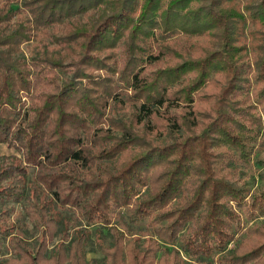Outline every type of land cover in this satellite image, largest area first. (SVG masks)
I'll return each mask as SVG.
<instances>
[{
	"label": "trees",
	"instance_id": "16d2710c",
	"mask_svg": "<svg viewBox=\"0 0 264 264\" xmlns=\"http://www.w3.org/2000/svg\"><path fill=\"white\" fill-rule=\"evenodd\" d=\"M263 102L264 0H0V264H264Z\"/></svg>",
	"mask_w": 264,
	"mask_h": 264
},
{
	"label": "rangeland",
	"instance_id": "374dc122",
	"mask_svg": "<svg viewBox=\"0 0 264 264\" xmlns=\"http://www.w3.org/2000/svg\"><path fill=\"white\" fill-rule=\"evenodd\" d=\"M92 16V10H89L88 12L81 14L78 19H74L77 20V22L79 24H85ZM65 29H68V27L64 26H60L58 27V25H56V27L50 28L49 30L52 32H55L56 34H60L62 32H64ZM179 38L176 40L177 42H184L185 40V36L184 35H179ZM192 39H196V37H192ZM200 41H202V38H200ZM121 45H118L115 49H114V55L117 58L118 61V65L120 66L123 62V54H122V50H121ZM22 49L24 50V52L26 54L29 53V47L27 46V44H23L22 45ZM175 58L172 57L171 55L164 57L163 60H157L154 61L150 64H148V70L158 67V66H162V65H167L168 62H174ZM259 86V84H254L252 87V90H256L257 87ZM210 89L207 87L204 88H200L196 93H195V97H196V102L194 104V107L196 110H200L202 108H204L206 106V98L205 97L206 94ZM181 110L180 108L177 109ZM257 112L260 113L261 117L264 119V102L260 103L257 105L256 107ZM132 112V106H131V102H127L125 104V106L122 107V109H119L118 113H114V116H119L121 114H124L126 116L130 115V113ZM179 112V111H178ZM264 127V125H263ZM0 153L3 154V156H15L16 152L13 148H9L7 147L5 144H0ZM260 160V161H259ZM241 173L240 169H238L236 171V173L234 172L233 176L230 178H234L236 179L237 183H243L245 182L246 185L252 190V189H264V148L258 150L253 157V160L251 161V163H249V165L241 168ZM2 205L5 206H15L16 211H21L22 210V205L20 203H13V202H4L3 204L0 203V207ZM234 208H236L238 210V213L240 214L241 217V222H243V226H242V230L240 231V233L237 235L235 242L238 241V243L242 246V247H247L248 245H250L249 243H251L254 238H255V234H256V230L254 229L255 226H262L264 224V215L261 217H256V218H252L249 219L248 216L246 215V210L244 208H240L238 206H234ZM240 210V211H239ZM13 221V215L10 216V218L8 219V222L11 223ZM28 229H31V224L28 223L27 219L26 222L24 223ZM141 226H146V222H142L140 224ZM250 232V233H249ZM25 236H29L28 233H24ZM6 238L4 239V237L0 234V243H1V249H0V256H6L9 254V251L6 248ZM95 241L93 239V243H90L89 248L94 247L95 246ZM234 245V241L230 244V246ZM181 257L187 261V262H191V263H197V264H218L217 263V259H216V253H213L212 255L200 260V261H195V259H191V257H189L188 255H186L184 252H180ZM88 256H100V253L94 252V251H90L88 252Z\"/></svg>",
	"mask_w": 264,
	"mask_h": 264
}]
</instances>
